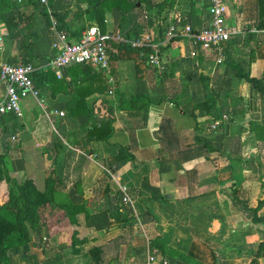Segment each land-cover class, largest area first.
<instances>
[{
	"label": "crops",
	"instance_id": "obj_1",
	"mask_svg": "<svg viewBox=\"0 0 264 264\" xmlns=\"http://www.w3.org/2000/svg\"><path fill=\"white\" fill-rule=\"evenodd\" d=\"M126 1L134 8L105 9L104 29L98 28L107 36L109 74L92 65L67 66L54 95L49 79L39 80L37 97L20 100L21 117L0 115V153L12 174L31 179L42 192L47 178L53 180L51 198L38 210L42 225L29 231L23 246L7 250L6 264H78L82 257L93 262L92 247L102 249L100 264H144L153 249L168 264H249L264 238V159L255 162L264 157L255 130L261 127L259 94L236 75L237 63L213 66L203 50L190 58L183 38L160 44L161 70L150 68L136 51L115 47L125 43L115 36L128 40L144 31L156 36L170 22L199 27L204 0H151L156 6L147 9L138 0ZM86 2L52 0L46 9L30 0L19 3L17 11H5L0 61L50 70L57 35L64 33L72 42L96 24ZM250 5V0H225L226 20L242 31V39L245 32L264 30L257 27L264 15ZM261 57L260 52L253 58L241 55V72L263 76ZM79 90L85 91L79 108L87 113L72 116ZM3 92L0 83V98ZM207 92L213 94L214 112L227 115L213 130L208 128L212 117L194 108L207 103ZM136 95L143 97L129 105L126 100ZM107 115L113 118L109 136L90 139L87 124ZM118 146L127 147L132 159L111 171ZM119 184L127 186L132 203L125 212L113 211V217L106 206ZM244 207H256L261 220L252 221ZM72 235L82 241L71 246ZM151 241L159 247L152 248ZM263 256L256 264H263Z\"/></svg>",
	"mask_w": 264,
	"mask_h": 264
},
{
	"label": "built area",
	"instance_id": "obj_2",
	"mask_svg": "<svg viewBox=\"0 0 264 264\" xmlns=\"http://www.w3.org/2000/svg\"><path fill=\"white\" fill-rule=\"evenodd\" d=\"M21 3L24 0H12ZM47 9L46 0H38ZM205 20L197 27L179 22L168 23L162 41H153V33L144 31L136 36L123 40L115 36L118 41H124L131 48L138 49V54L142 56L145 63L150 68L161 70L159 46L165 41L173 38H183L187 40L188 56L195 57L198 50L208 53L212 65H220L224 61L225 47L233 36L242 34L234 26L230 25L225 17V0H204ZM3 34L0 33V44ZM107 36L102 35L95 24L85 27L78 38L72 42L68 41L64 33L57 35L58 51L48 60L47 66L58 78L64 68L70 65L87 63L106 74H109L108 55L105 47ZM113 38V37H112ZM35 66L31 63H10L0 61V83L4 85V92L0 98V114H11L16 118L21 117L20 100L26 96L37 97V89L32 79ZM109 79V78H108ZM111 94V89L108 90ZM61 116L62 112H58ZM227 119L225 113L219 114L216 118H211L208 122L210 130L215 129L221 122ZM109 178H113L112 172L105 169ZM116 191L120 194L121 209L125 212L131 207L132 200L127 191V186L119 184ZM168 264L167 260L158 255L149 254L144 264L150 263Z\"/></svg>",
	"mask_w": 264,
	"mask_h": 264
},
{
	"label": "trees",
	"instance_id": "obj_3",
	"mask_svg": "<svg viewBox=\"0 0 264 264\" xmlns=\"http://www.w3.org/2000/svg\"><path fill=\"white\" fill-rule=\"evenodd\" d=\"M30 0H24L21 3L27 2ZM139 2L143 3V6L145 9L150 8V7H155L156 5L151 3V0H138ZM260 1V0H258ZM52 2V0H46L47 6L50 5ZM261 3V1H260ZM163 5H165L164 3H161ZM18 5L19 3H15L12 0H0V16L4 13H6L5 11H10V12H14L18 10ZM110 7H116L117 9L119 8L121 11H127L129 9L134 8V3H129L126 0H87L86 2V9L91 10V15L92 18L95 20V25L99 28V30L102 32V30L104 29V11L105 9H108ZM259 12L261 15H264V11L262 10V8L259 7ZM46 16V15H45ZM262 19V20H261ZM259 20V22L257 23V27L258 28H264V17L261 18ZM4 23L5 25H7L9 27V20L4 19ZM183 24V23H181ZM168 25V24H167ZM166 25V27H167ZM165 27L164 30L158 32L156 36H153V41H162L163 39V33L165 31ZM137 35V33H136ZM79 36V35H78ZM77 36V37H78ZM173 39H169L167 42L174 40ZM232 39H230L231 41ZM230 41L228 42V44L230 43ZM106 47V44H105ZM115 47L118 49H129V50H134L138 53V49L136 48H131L128 44L126 43H116ZM226 49V47H225ZM107 50V47H106ZM107 55H108V50H107ZM110 56V55H109ZM140 56V55H139ZM140 58H142V56H140ZM27 63V62H24ZM73 67H85V66H91L90 64L87 63H81V64H75V65H71ZM87 73L88 71L91 69H89V67L86 68ZM236 75L239 78H243L246 82H249L258 92L259 94V98H260V109H261V116L264 115V75L261 77H248L246 75H244L242 72H240L239 70H236ZM62 77V74L61 76ZM32 79L33 82H37L39 80L42 79H49V82L51 83V88L52 93L51 95H54L58 90H60L61 88V83H62V79L61 78H57L54 73L47 69L46 71H34L32 73ZM48 81V80H47ZM83 81V79L81 80ZM34 83V84H35ZM201 83L203 86V89L206 90L207 89V83L204 80V78H201ZM36 87V86H35ZM105 89L108 90L109 86L105 85ZM77 94V103L75 108H73L70 111V114L72 116L78 115V114H84L87 113V111L85 110H80V106L78 103L82 102L84 95H85V91H76ZM208 95H210L208 92L207 94L205 93L206 96V102L207 103H202V105L197 104L196 106H194V108H197L199 113L201 115H209L212 118H216L218 115H216V113L213 110V106L210 103L211 99L209 100L210 97H207ZM141 95H136L133 96L131 98H129L127 101V103L131 106H136V101L138 99H140ZM143 107V106H141ZM0 115H8L11 117H14L13 115L7 113V114H0ZM113 118L111 116H105L102 118H96L91 120L87 126H86V134L90 139H106L110 132H111V123H112ZM203 146H205L206 148H208V145L205 142H202ZM128 159H132L130 153L128 152L127 147L125 146H118L117 151H116V162L114 163L113 166L108 167L111 171H114V168H116L118 165H120L121 163L125 162ZM53 180H51L50 178H47L46 180V184H47V189L45 190V192H41V198L40 201H23L22 205L16 201H14L11 197L8 196V198L6 197L5 199H0V229H1V250L4 253V257L7 258L6 252L8 249L13 248V247H21L23 246L27 240H28V235L27 233H25L24 231H22V228L24 226L23 223L27 224V228L29 229V231L31 230V232H35L36 227L39 225H42V221L38 216L36 207H35V203H38V205H43L45 201H48L51 198V182ZM28 185V186H27ZM19 191H23V192H28L31 190H35V188L30 184V181L28 182H24L23 184H21L18 187ZM109 193V189L105 188V194ZM112 199V202L109 204H107V212H109V214L111 216H113V211L115 213H119L120 211V194L118 191H114V193L112 194V196H110ZM113 205V206H111ZM113 207V208H112ZM249 214L251 215V219L252 221L256 222V221H260L261 218H257L256 217V207L255 208H247L244 207ZM114 217V216H113ZM128 219V218H127ZM128 221H125L124 224H128ZM82 240L77 239L74 235L71 236V240H70V245L74 246L76 244H79ZM151 246L152 248H157L159 247V245L156 242L151 241ZM96 250V249H95ZM258 252H255L254 254H252V257L249 261V264H256V257H259L260 255H263L264 253V238L263 240L259 243L258 248H257ZM91 251V249H90ZM97 251V250H96ZM93 253V252H92ZM156 250L153 249V252L151 254H156ZM159 253V252H158Z\"/></svg>",
	"mask_w": 264,
	"mask_h": 264
},
{
	"label": "rangeland",
	"instance_id": "obj_4",
	"mask_svg": "<svg viewBox=\"0 0 264 264\" xmlns=\"http://www.w3.org/2000/svg\"><path fill=\"white\" fill-rule=\"evenodd\" d=\"M252 2V5L249 6V8L251 10H255L257 7L262 8V10L264 11V0H250ZM253 7V8H252ZM233 8V12L235 11ZM240 8V7H239ZM232 12V10H231ZM249 17H247L248 19ZM262 20V19H261ZM248 24H254L253 22L255 21H251V18H249L247 20ZM258 23V22H257ZM168 24V23H167ZM246 24V23H245ZM246 33V32H245ZM243 33L242 36H246L244 39H242L239 35L238 36H233L230 41L229 44H227L226 49H225V54H224V61L221 63L222 65L225 66H231V63H237L238 64V68L239 71L243 72V67L240 66V64L242 63V61L244 60L243 58H239L241 55H245V56H249L251 58H253L255 55L258 54V52L261 53L262 57L264 58V30L263 31H259V32H247L246 34ZM250 34H252V37L249 36ZM239 37L241 38L239 40ZM232 44V45H230ZM260 47V48H259ZM231 48V49H230ZM259 48V50H258ZM230 49V52H229ZM261 57V58H262ZM248 59V58H247ZM220 64V68L221 65ZM217 70V69H216ZM214 93V92H213ZM209 94H212V92H210ZM213 98V94L212 96L209 98V100ZM200 105H202V103H199ZM264 109V108H263ZM220 112H218L216 115H218ZM211 116L208 117V120L210 119ZM255 130L258 132L260 140H262L261 146H260V150H262V152L264 151V115L261 116V127H256ZM264 157H260L259 159H255V162L261 163L263 161ZM31 180V179H30ZM27 177H17L15 175L12 174V169H11V165L9 163L8 158L6 157V155L0 153V199H5L6 197L8 198L11 197L14 201L20 203L22 205V202L26 200L27 201H42L40 199L41 195L40 193L42 191H38V190H31L28 192H23V191H19L18 187L23 184L24 182H28L30 181ZM31 184V183H30ZM33 186V184H31ZM28 186V185H27ZM35 207L38 213V210L43 207V205H38V203H35ZM24 226L22 228V231H24L25 233L29 234V229L27 228V224L23 223ZM1 229H0V248H1ZM90 246V245H89ZM106 249V248H105ZM97 250V251H96ZM93 249V247L91 248V257L93 259V262L95 264H100V253L102 249H100V247ZM104 250V249H103ZM4 253L2 252V250L0 249V264H6L7 262V258L4 257ZM83 260L78 263V264H94L91 260L89 259H85V257H82ZM264 258V256L262 257Z\"/></svg>",
	"mask_w": 264,
	"mask_h": 264
},
{
	"label": "water",
	"instance_id": "obj_5",
	"mask_svg": "<svg viewBox=\"0 0 264 264\" xmlns=\"http://www.w3.org/2000/svg\"><path fill=\"white\" fill-rule=\"evenodd\" d=\"M263 264H264V260H263Z\"/></svg>",
	"mask_w": 264,
	"mask_h": 264
}]
</instances>
